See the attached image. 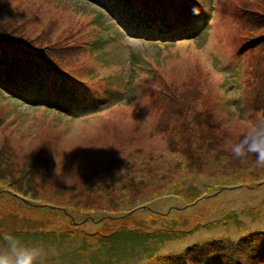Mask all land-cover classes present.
Wrapping results in <instances>:
<instances>
[{
	"label": "rangeland",
	"instance_id": "rangeland-1",
	"mask_svg": "<svg viewBox=\"0 0 264 264\" xmlns=\"http://www.w3.org/2000/svg\"><path fill=\"white\" fill-rule=\"evenodd\" d=\"M261 118L264 0H0V234L45 264L262 248Z\"/></svg>",
	"mask_w": 264,
	"mask_h": 264
},
{
	"label": "clouds",
	"instance_id": "clouds-1",
	"mask_svg": "<svg viewBox=\"0 0 264 264\" xmlns=\"http://www.w3.org/2000/svg\"><path fill=\"white\" fill-rule=\"evenodd\" d=\"M132 41L136 43H130ZM123 44L122 54L125 57H130L143 46L140 38L127 34ZM231 152L241 162L254 156L256 164L264 167V118L247 121V130L238 141L231 144ZM0 241V264H45L48 256L54 252L42 243H25L9 233L0 234Z\"/></svg>",
	"mask_w": 264,
	"mask_h": 264
},
{
	"label": "trees",
	"instance_id": "trees-1",
	"mask_svg": "<svg viewBox=\"0 0 264 264\" xmlns=\"http://www.w3.org/2000/svg\"><path fill=\"white\" fill-rule=\"evenodd\" d=\"M128 5L129 4H127L126 6ZM166 239L167 238H162L161 241ZM251 244L252 240H238L236 242H231V244L227 243L224 245L211 243L208 245L209 250H206L204 246L194 247L187 250L185 255H187L191 259H181V257H179L169 260L167 261V263L173 262V264H186L194 261L196 257L191 256L195 254L203 258L208 256L209 258H211V262L218 261V264H259L261 261L264 262V244H261L262 248L255 249L250 248Z\"/></svg>",
	"mask_w": 264,
	"mask_h": 264
}]
</instances>
